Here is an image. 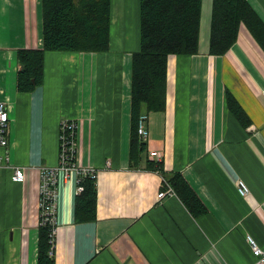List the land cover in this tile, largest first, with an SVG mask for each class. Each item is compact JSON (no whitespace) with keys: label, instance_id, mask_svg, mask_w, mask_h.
I'll list each match as a JSON object with an SVG mask.
<instances>
[{"label":"crops","instance_id":"0c3cea01","mask_svg":"<svg viewBox=\"0 0 264 264\" xmlns=\"http://www.w3.org/2000/svg\"><path fill=\"white\" fill-rule=\"evenodd\" d=\"M264 21V0H248ZM214 0H203L199 50L171 54L167 104L148 113L150 159L181 172L208 211L195 216L165 178L130 164L132 62L140 0H111L106 51L47 50L43 81L17 85L20 49L43 47L42 0H0V99L11 108L10 163L0 171V264H38L40 168L59 161L64 119L78 122L77 161L98 172L96 218L77 212L79 176L58 173L55 264H252L264 248V48L242 24L225 54L210 52ZM230 91L250 118L230 111ZM7 150L4 153L7 154ZM108 161L110 163L108 164ZM242 178L251 192L238 190Z\"/></svg>","mask_w":264,"mask_h":264},{"label":"trees","instance_id":"16d2710c","mask_svg":"<svg viewBox=\"0 0 264 264\" xmlns=\"http://www.w3.org/2000/svg\"><path fill=\"white\" fill-rule=\"evenodd\" d=\"M203 0H140L141 45L133 54L130 164L159 171L189 210L199 216L208 211L181 172L167 173L162 161L150 159L147 141L138 132L141 116L162 111L167 104V70L171 54H195ZM43 47L20 49L17 85L31 91L43 81L47 50L106 51L110 46L111 0H42ZM245 24L264 48V21L248 0H214L210 52L225 54ZM230 111L248 127L249 116L234 94L226 95ZM77 212L81 219L96 218L97 179L84 176ZM50 225H41L38 264H55L50 253Z\"/></svg>","mask_w":264,"mask_h":264},{"label":"built area","instance_id":"2783aa9c","mask_svg":"<svg viewBox=\"0 0 264 264\" xmlns=\"http://www.w3.org/2000/svg\"><path fill=\"white\" fill-rule=\"evenodd\" d=\"M11 108L9 103L0 99V171L6 166L14 168L13 179L16 181H24L25 168L22 166H14L10 161L8 154L4 153V150L9 146L10 136V116ZM148 114L144 113L139 122L138 132L144 140L149 138V130L146 125ZM77 130L78 122L75 119H64L61 123L60 131V152L59 161L56 165H43L40 168V185H39V208H40V226L50 225V253H53L55 246V232H56V211H57V184L58 173L64 171L66 177L69 176L71 171H77L79 176V192L83 190L81 180L84 176H91L97 179L98 172L94 167L83 166L77 161L78 158V142H77ZM161 160L160 158H156ZM8 162V163H7ZM7 163V164H6ZM110 161H108V164ZM238 190L246 196L251 192L249 185L242 178L238 180ZM176 194L173 186L165 181V187H163L157 194L158 199H163L167 195ZM248 241L252 247L253 253L256 256V261L252 264H264V248L261 247L257 241L251 236H247Z\"/></svg>","mask_w":264,"mask_h":264},{"label":"rangeland","instance_id":"374dc122","mask_svg":"<svg viewBox=\"0 0 264 264\" xmlns=\"http://www.w3.org/2000/svg\"><path fill=\"white\" fill-rule=\"evenodd\" d=\"M9 141H10V143H11L10 136H9ZM10 143H9V146L6 148V150L9 149V147H10ZM7 154L9 155V150H7ZM7 163H8V162H7ZM7 163H6V164H7ZM9 163H10V162H9ZM6 167H10V166H6Z\"/></svg>","mask_w":264,"mask_h":264}]
</instances>
